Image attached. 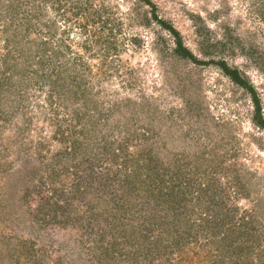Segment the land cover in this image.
<instances>
[{
    "label": "rangeland",
    "instance_id": "1",
    "mask_svg": "<svg viewBox=\"0 0 264 264\" xmlns=\"http://www.w3.org/2000/svg\"><path fill=\"white\" fill-rule=\"evenodd\" d=\"M17 1L21 6L13 13L0 0V166L11 171L7 178L0 173V264H264V128L253 120L246 89L234 84L217 61L202 63L209 51L243 72L258 94L264 118V0ZM153 13L179 33L201 63L174 53L172 33ZM79 85L96 95L88 114L107 115L101 121L105 128L94 130L105 136L85 143L92 151L86 164L94 163L96 177L73 206L58 211L55 221L36 223L37 203L55 199L53 190L70 191L77 180L74 160L61 162L67 171L60 179L45 176L52 152L62 145L53 137V122L68 119L70 124L74 106L84 111L82 100L73 95L69 103L63 101V93L71 94ZM56 109L58 119H50ZM98 139L107 144L97 145ZM104 146L114 153L101 150ZM138 155L139 165H159L164 174L150 181L146 171L137 169V178L160 196L157 215L166 213L173 228L147 231L151 250L137 255L123 251V237L102 252L101 245L112 237L98 245L83 221H70L72 208L82 204L80 195L89 198L90 191L104 188L103 182L106 196L116 192L123 183L118 178L133 173L125 161L132 164L129 159ZM105 169L108 177L100 175ZM208 180H215L219 195L236 209L233 222L202 230V219L192 220L187 211L178 220L184 229L173 232L181 213L171 208L190 200L171 195V187L192 197L186 182L195 188ZM127 181L126 191L137 184L133 175ZM24 194L29 208L18 206ZM146 199L130 202L140 207ZM130 211L126 219L137 217V208ZM247 217L250 223L254 217L259 221L258 234L249 240L248 252L241 253L236 248L243 239L235 235H243L239 226ZM138 232L128 238L133 244L128 250L134 253ZM179 236L184 238L175 246Z\"/></svg>",
    "mask_w": 264,
    "mask_h": 264
},
{
    "label": "trees",
    "instance_id": "2",
    "mask_svg": "<svg viewBox=\"0 0 264 264\" xmlns=\"http://www.w3.org/2000/svg\"><path fill=\"white\" fill-rule=\"evenodd\" d=\"M149 2V0H144ZM5 7L9 11H13V13H16V11L19 10L20 8V3H18L17 0H6ZM77 13V12H76ZM153 17L163 26L169 29L170 33H172L174 37V47L173 51L178 57L180 58H187L193 63H201V60L197 57L196 53L193 52L190 48H188L182 41L181 36L179 33L173 29L171 25H168L165 20H162L160 17H157V15L153 13ZM110 29V28H109ZM210 44V43H209ZM210 46H212L210 44ZM206 56H208V60L203 61L202 63H209V62H215L217 61V66L218 68L238 87H241L242 89L245 88L249 99L252 101V106L254 109L253 113V120L255 123H258L260 126H263L264 128V118L262 115V110H261V103L258 97L257 92L255 91L254 87L250 85L247 80L244 77V73L241 72L239 69L229 65L226 60L222 58H218L216 55H213L212 53H209V51L206 52ZM204 55V58H206ZM0 89H2V85H0ZM71 90V89H70ZM69 92L71 94L63 93V101L66 103H69L70 96L73 95V97L76 100H82V104L84 107V111H81V106L80 107H73V111L71 113V123L69 124L67 121L68 119H60L61 124L58 122V117H59V110H52L54 111L48 117L53 120H57L53 125L54 128V134L53 137L54 139L62 144L57 150L52 152V156L49 158L52 160L50 164L47 166L51 168L49 169V174L45 176L46 178H50L53 180L55 177L59 178V175L61 173H65L67 171L66 167L63 165L61 167V162L63 160H74V166L75 170L72 172V174H75V178L77 180L75 183L72 184L71 187H69L70 191L64 192V193H58V191L53 190V197L55 199H51V197H48L45 201L44 199H40L43 202H38L36 205V212L33 215L35 222H43L46 220L49 221H55L57 217L59 216V213H64L65 210L67 209V206H73L72 201L77 198L78 193H83V190L86 187H89L91 183V179L94 180L96 176L93 177L94 171H92V166L94 163L91 162V164H86L88 159L92 156L91 155V149L89 150L87 146H85V143H89L88 139L93 138L96 139V137H101L103 138L105 135H101L97 132H95L97 129L102 130L105 128V122L101 123V121H104L106 119V116L103 114H100L98 117L93 118L91 115L88 114V111H90L92 108H94V99L96 98V95L92 94L90 90H86L85 88H82L80 85L72 89ZM53 93V92H51ZM52 96V95H49ZM51 105V101L49 102ZM75 102H73L74 104ZM66 105V104H65ZM67 106V105H66ZM72 106V105H68ZM94 110V109H92ZM111 110V109H110ZM81 123L80 127L77 128L78 124ZM95 130V131H94ZM148 135V134H146ZM152 135V133H151ZM98 143L97 145H106V143L101 142V139L96 140ZM84 142V143H82ZM43 146L42 143H40L39 147ZM123 146V145H122ZM121 147V146H119ZM118 147V148H119ZM104 152H109L110 150L107 149V147H101ZM117 148V149H118ZM116 149V150H117ZM93 150V149H92ZM113 152L114 151H110ZM112 153V154H113ZM157 154V153H156ZM117 156V155H115ZM141 158V155H138L137 158H130L129 160L132 162V164L129 163V161H125V166L126 168L128 167H133V173L130 174L131 176L135 177L137 179V184L133 185V187H130L127 191L125 190L126 184L125 182H128V177L130 176L129 174L125 175V178L119 179L121 180V183L118 190L114 192L112 195L106 196L104 189L107 185V182L101 183V186L104 188H98L97 191H90L92 192V196L89 198L82 197L80 195L79 200H81L82 204L76 205L74 208H72V219L70 221L77 222V221H83L84 227L88 230L90 233H94L96 237V241L99 244H104L103 240H105L106 237L111 236L112 240L107 241V243L102 247L101 249L102 252H108L112 250L111 246H115V243L120 240V237H123V251L124 252H129L132 254H138L142 250H151L150 246L148 245L149 242L146 241L148 240V232L153 231L155 228H159V231H166L167 226L173 228V220L168 219V216L166 213H161L157 215L156 211L161 210V206H157L158 199L160 196H157L154 191V187H151L150 183L143 179H138V171L137 169H141L146 171L147 174V179L148 180H155L158 178L163 177V172L162 170L158 167L159 165H149L146 168L145 166L139 165V159ZM143 158V157H142ZM78 160V161H76ZM153 160V159H152ZM155 162L157 163L159 160V155H156ZM90 162V161H89ZM88 162V163H89ZM127 162V164H126ZM50 165V166H49ZM92 165V166H91ZM57 166H59L57 168ZM47 167V168H48ZM136 167V168H135ZM144 167V168H143ZM91 168V169H89ZM46 169V168H44ZM44 169L42 168L39 172H43ZM17 170V169H16ZM16 170H12L14 173ZM105 169L104 172H101L100 175L102 176H107L109 174V171L107 172ZM110 170V169H109ZM0 173L3 176H6L5 178L9 177L11 175V171H8L5 169L4 166H0ZM141 174V170H140ZM20 177V175H19ZM61 178V177H60ZM59 178V179H60ZM84 178V179H83ZM41 180L43 179V176L40 178ZM108 179V178H106ZM88 180V181H87ZM31 182V179L28 180ZM85 181V183L83 182ZM43 182V181H42ZM17 182H15L16 184ZM188 187H190L193 191H190L192 193V197L187 196L189 194V191H185L184 194L182 193V190L184 189H179L178 186H172L171 187V195H176L180 196L181 200H190L187 201L188 205L189 202L195 201L196 205L193 206L192 203L188 206L187 203L182 202L180 203V206L176 207L174 206L171 208L173 211L178 208L180 210L181 216L180 218L175 219V230L173 232H178V230L182 231L184 228L178 227V220H181V217L183 216L186 217L187 211H189L192 217V220H194L195 217L202 219L200 220L202 223L200 224L201 229L207 225H210V228L216 230L217 226H221L225 222L227 223H232L233 219L235 218L236 215V209L234 207H228L226 204L225 198L221 197L219 195V190L218 187L215 186L216 182L215 180H208L206 185L204 183H199L197 187H192L191 186V181L186 182ZM123 188V189H121ZM190 189V190H191ZM103 191L104 194H98V191ZM156 190V189H155ZM41 192V191H39ZM63 192V191H62ZM182 193V194H181ZM2 193H0L1 196ZM132 194V195H131ZM186 194V196H185ZM129 195L131 198H140L144 199V196L147 197L146 203H140V207H134L138 206L137 203L135 202H130L131 198H129ZM28 195H23V197H18V206L22 208L24 205H27L26 207L29 208L31 205V201H28ZM187 198V199H186ZM173 199V198H172ZM150 200H155V202L152 203V205L149 203ZM63 201V203H60ZM157 202V203H156ZM204 202H206L208 205H204ZM146 204V206H145ZM184 205V206H183ZM192 205V206H191ZM133 206V207H130ZM187 206L189 209L187 210ZM210 209H209V208ZM133 208H137V217L135 218H128L126 219V214H129ZM56 213V214H55ZM58 213V214H57ZM112 214V215H111ZM147 216V218L145 217ZM243 218H245L243 216ZM124 219H126L124 221ZM138 219V220H137ZM139 219H142L139 221ZM208 219V221H206ZM245 220V221H244ZM242 220L243 223L240 224L239 227L242 229V234L238 231V234L235 235L236 237H239L243 239L241 246H237L239 251L242 253L244 250L247 251V248H249L248 242L249 240L258 234V229L256 227V224L259 223V221L256 220V217L253 218V223H250L247 219ZM187 221V219H185ZM183 223L184 220H183ZM200 223V222H199ZM213 223V224H212ZM220 223V224H219ZM255 225V226H254ZM233 226V225H232ZM236 226V225H234ZM246 226V227H245ZM239 227H236L237 229ZM139 232L136 234V237L138 241H135L138 245V248L136 249L135 253L132 251H129L128 249H132L130 245L132 242L128 239L129 235H133V233H137L138 229ZM229 229H232L229 227ZM260 229V228H259ZM151 230V231H150ZM249 231L250 233H248ZM246 233V234H245ZM212 233H209L208 235L212 237ZM214 235V234H213ZM183 236H179L176 238L174 241V245L176 246L179 240L183 239ZM102 241V242H101ZM158 239H156L153 243H157ZM234 237L233 239H230V244L233 247L234 245ZM94 242V241H93ZM92 242V243H93ZM97 245V246H98ZM133 245V244H132ZM151 245V244H150ZM158 246V245H157ZM94 248H97L93 244ZM99 247V246H98ZM231 247V248H232ZM122 250V249H120ZM114 252V251H113ZM248 252V251H247ZM240 253V254H241ZM129 257V255H128Z\"/></svg>",
    "mask_w": 264,
    "mask_h": 264
}]
</instances>
